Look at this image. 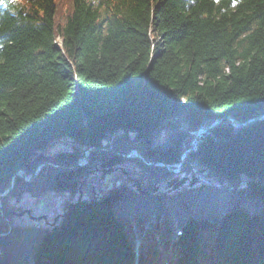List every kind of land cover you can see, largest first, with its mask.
I'll use <instances>...</instances> for the list:
<instances>
[{"label":"trees","instance_id":"1","mask_svg":"<svg viewBox=\"0 0 264 264\" xmlns=\"http://www.w3.org/2000/svg\"><path fill=\"white\" fill-rule=\"evenodd\" d=\"M59 4L60 13L56 0H0V194L60 140L71 143L62 165L113 134L122 153L136 148L146 162L175 164L192 132L223 121L184 162L183 172L204 170L198 184L170 192L165 168L122 159L149 194L119 175L100 198L68 207L54 232L13 219L9 202L34 204L53 189L69 197L77 187L66 186L69 177L58 182L67 172L43 167L32 184L17 177L2 200L13 230L0 237V264H19L18 254L33 264H132L130 202H138L137 225L152 217L166 242L171 222L190 215L177 246L166 243L174 264H264V0ZM228 117L251 122L236 128ZM103 153L89 155V166L105 162ZM46 172L54 182L37 193ZM51 204L61 211L66 202ZM222 210L215 230L207 219ZM7 231L0 214V234ZM22 232L21 248H10ZM159 249L151 236L140 264H163Z\"/></svg>","mask_w":264,"mask_h":264},{"label":"water","instance_id":"2","mask_svg":"<svg viewBox=\"0 0 264 264\" xmlns=\"http://www.w3.org/2000/svg\"><path fill=\"white\" fill-rule=\"evenodd\" d=\"M228 120H230V122L236 126V127H241V126H246L248 125L251 121L249 122H246V123H240V122H237L235 121L234 119H232L231 117H228ZM223 121V119H218L216 120L210 127L208 128H203L202 129V132L200 134L198 133H195V137H198L200 135H202L203 133L206 132L209 133L211 130H213L215 127H217L221 122ZM159 128V127H157ZM149 139V138H148ZM147 139V140H148ZM100 151H109L111 152L112 149H111V140L109 141V145L108 147H90V148H87L86 150L83 151V161L81 163H77V164H74L72 166H68V167H60V166H55V165H52L50 163H47V162H39L35 168L33 169L32 173L30 175H27V173L25 172L24 169L20 168L11 178V181H10V184H9V187L8 189L3 193V194H0V201L2 198L6 197L10 191L12 190V187H13V184H14V181L16 179V177H19L20 179H22L24 181V183L26 184H31L33 182V180L35 179L36 175L38 174V172L43 168V167H53V168H59V169H65V170H72V169H82L84 168L87 164H88V156L90 154H93V153H98ZM190 152V149L185 151L184 152V157H186V155ZM134 154L135 157H137L141 162H143L144 164H146L147 166H163L164 168H166L171 174H174V173H177L175 172L174 170H171L169 169V166L168 165H164L162 163H147L143 157L140 155L139 152H137L136 150H131L129 151L127 154H120V153H115L116 156L120 157V158H128L131 156V154ZM183 163H184V159H182L180 161V170L182 169L183 167ZM118 168L114 169V168H111V169H106L102 172V176H101V180H104L106 175H109L112 171H115L117 170ZM179 170V171H180ZM96 171V169H94L93 171H89L88 173H94ZM124 174L127 175L128 173L126 171H124ZM28 177V178H27ZM189 178H182V179H177V178H173L172 180H170L167 185L169 188H172V190H178L180 187H182L186 181L188 180ZM197 182V179L195 178V175L192 176V179L190 180L189 182V185L190 186H193L195 183ZM136 187L137 189L139 190V192L141 193L142 190H141V183L140 181H137L136 183ZM79 189H81L79 187ZM155 191H157V188H155ZM82 201H81V194L78 198V201L77 203L75 204H71L70 206L71 207H75V206H78L79 204H81ZM19 212H18V215L19 217H22L23 215H27L29 216L31 219H36V220H41V219H44L46 220V218L44 216H40V217H37V218H34L31 216V210H21L20 208L18 209ZM0 212L2 214V217L6 220L7 224H8V232L6 234H0V237H5V236H8L11 231H12V224L11 222L5 217V215L3 214V211L1 209V205H0ZM58 219V217L55 219V221ZM54 225V223H53ZM56 229V228H55Z\"/></svg>","mask_w":264,"mask_h":264},{"label":"rangeland","instance_id":"3","mask_svg":"<svg viewBox=\"0 0 264 264\" xmlns=\"http://www.w3.org/2000/svg\"><path fill=\"white\" fill-rule=\"evenodd\" d=\"M58 1V0H56ZM64 2L66 0H63ZM61 2V0H59V3ZM61 5L62 4H59V8H58V11L59 13L62 12V8H61ZM162 130V127L160 128ZM167 130V133H168V129L167 128H163V132H162V136H164V132ZM114 135H112L113 137ZM131 138V137H130ZM163 141V140H162ZM199 141V138L196 139V142ZM132 142V141H130ZM71 147V143H69V141H62L60 144L57 143V144H53L51 145V149H53V151L51 150V152H54V153H58L60 151H67L68 148ZM111 152L107 151V152H104L103 154L107 155V154H110ZM48 162H51V159L48 161ZM55 169V168H53ZM47 173V172H46ZM115 178V175H110V176H106L105 177V183L109 182V183H112V179ZM55 179V178H54ZM52 181V182H51ZM54 180L52 179H49V173L47 174H43L42 177L40 178L39 180V184H38V187L36 189H38L37 193L40 192V190H47L49 188H51V185L53 184ZM198 184V183H197ZM113 188V187H112ZM55 192H51L52 190H47V192H43V193H48L47 194V197L43 198V200H39L40 198H38L34 204H27V201L24 200L23 203L20 205L23 210H31V216L34 217V218H37V217H40L39 214H47L48 210H47V204L50 206V212L52 210H54V207L53 205L51 204V202H54V200L56 201L58 198L60 202L63 201V195H60L62 194L63 192H58L57 189H53ZM42 193V194H43ZM9 206L10 207H13V204L12 202H9ZM49 212V213H50ZM22 221H26L27 223L30 222L32 223L31 221L37 223V224H42L43 222L41 220H36V219H31L29 216H27L26 214L23 216V219H21ZM28 234L26 232H22L20 234H16L14 233L11 237H9L8 239V242H9V247L10 248H21V242L19 240L18 237H27Z\"/></svg>","mask_w":264,"mask_h":264},{"label":"flooded vegetation","instance_id":"4","mask_svg":"<svg viewBox=\"0 0 264 264\" xmlns=\"http://www.w3.org/2000/svg\"><path fill=\"white\" fill-rule=\"evenodd\" d=\"M106 165V164H105ZM106 168H113L112 167V165H106L105 167H103L101 170H99V169H97V171H101V172H103ZM90 170H92V169H90ZM90 170H86V171H84V172H79L78 174H77V176L78 177H80V176H83V173H85V174H88V172L90 171ZM101 174V173H100ZM84 177V176H83Z\"/></svg>","mask_w":264,"mask_h":264},{"label":"bare ground","instance_id":"5","mask_svg":"<svg viewBox=\"0 0 264 264\" xmlns=\"http://www.w3.org/2000/svg\"><path fill=\"white\" fill-rule=\"evenodd\" d=\"M146 252H144V255H145Z\"/></svg>","mask_w":264,"mask_h":264}]
</instances>
